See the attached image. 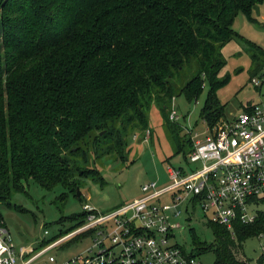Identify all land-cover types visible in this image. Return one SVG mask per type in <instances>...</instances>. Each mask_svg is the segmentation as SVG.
Returning <instances> with one entry per match:
<instances>
[{
  "label": "trees",
  "instance_id": "obj_1",
  "mask_svg": "<svg viewBox=\"0 0 264 264\" xmlns=\"http://www.w3.org/2000/svg\"><path fill=\"white\" fill-rule=\"evenodd\" d=\"M262 1L0 0V205L16 208L13 194L30 180L61 186L66 199L97 164L126 160L131 135L150 129L152 106L173 123L176 94L196 100L204 78L201 119L211 126L225 118L215 94L227 81L218 78L221 47L238 36V13L253 21ZM185 143L189 153L188 134ZM84 215L71 218L79 225ZM209 224L214 241L200 251H213V264H249L238 252L264 234V211L235 223L233 234Z\"/></svg>",
  "mask_w": 264,
  "mask_h": 264
},
{
  "label": "built area",
  "instance_id": "obj_2",
  "mask_svg": "<svg viewBox=\"0 0 264 264\" xmlns=\"http://www.w3.org/2000/svg\"><path fill=\"white\" fill-rule=\"evenodd\" d=\"M262 72L257 77L264 79ZM252 82L258 84L256 76ZM177 118L172 109L169 119ZM206 126V134L187 130L192 143L187 168L169 165L166 185L145 181L140 186L143 197L105 213L84 204V220L54 240L15 244L0 213V264H202L197 255L172 243L182 227L173 220L184 213L181 205L191 196L192 207L199 205L209 222L231 234L235 223L254 222L258 211L252 207L264 199V104L253 103L234 118ZM166 195L169 201L164 202ZM80 235H93L92 245L64 259L50 251L63 253L64 242Z\"/></svg>",
  "mask_w": 264,
  "mask_h": 264
},
{
  "label": "rangeland",
  "instance_id": "obj_3",
  "mask_svg": "<svg viewBox=\"0 0 264 264\" xmlns=\"http://www.w3.org/2000/svg\"><path fill=\"white\" fill-rule=\"evenodd\" d=\"M251 12L253 21H249L243 13H238L232 27L238 36L221 47L225 63L218 78L227 81L215 94L226 119L236 117L253 103L264 104V79L256 76L257 85L251 80L253 72L264 65L260 53H264V0L255 4ZM248 43L255 44L257 48H250ZM253 52L257 58H251ZM263 69L264 67L261 71L264 74ZM203 85L196 100L188 101L184 95L176 94L170 106V111L174 109L178 115L173 123L166 122L159 110L152 106L148 111L150 136L143 139L144 132H135L136 137L131 135L127 142V158L124 162L110 159L97 164V174L82 177L79 189L74 193L68 192L66 199L58 198L64 190L61 186L45 190L33 180H30L25 192H15L11 203L16 208L0 205V213L13 242L19 245H36L54 240L77 228L78 221L71 216L84 213V204H89L99 212L112 211L114 206L143 197L140 186L145 181H157L158 187L166 185L169 182V165L187 168L183 158L190 147L185 143L187 130L200 134L207 132L206 122L200 117L209 89L205 78ZM175 138L182 143L181 149ZM190 198L191 196L181 205L184 213L173 220L182 224V227L174 232L172 243L182 246L187 254L197 255L202 264H213V251L201 252L198 247L199 244L209 245L214 241L209 216L204 215L199 205L192 207ZM161 200L167 202L169 197L166 195ZM252 210L264 211V202H257ZM45 230L49 231L47 236L44 235ZM92 239L93 235L75 236L64 242L66 245L63 253L57 252L56 248L50 251L64 259L92 245ZM262 246L264 234L249 237L242 242L238 253L248 259L250 264H257L258 258L264 257Z\"/></svg>",
  "mask_w": 264,
  "mask_h": 264
},
{
  "label": "crops",
  "instance_id": "obj_4",
  "mask_svg": "<svg viewBox=\"0 0 264 264\" xmlns=\"http://www.w3.org/2000/svg\"><path fill=\"white\" fill-rule=\"evenodd\" d=\"M145 133V132H144ZM144 136V135H143ZM240 259H246V258H244L243 256L241 257H239ZM264 261V260H263ZM263 261L262 262H259V264H263ZM249 264H250V261H249ZM258 264V263H257Z\"/></svg>",
  "mask_w": 264,
  "mask_h": 264
},
{
  "label": "water",
  "instance_id": "obj_5",
  "mask_svg": "<svg viewBox=\"0 0 264 264\" xmlns=\"http://www.w3.org/2000/svg\"><path fill=\"white\" fill-rule=\"evenodd\" d=\"M79 193H80V192L78 191V192H77V195H79Z\"/></svg>",
  "mask_w": 264,
  "mask_h": 264
}]
</instances>
